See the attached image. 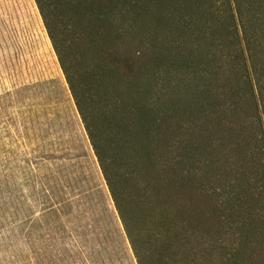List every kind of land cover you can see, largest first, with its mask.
<instances>
[{"label":"trees","instance_id":"1","mask_svg":"<svg viewBox=\"0 0 264 264\" xmlns=\"http://www.w3.org/2000/svg\"><path fill=\"white\" fill-rule=\"evenodd\" d=\"M34 1L136 264H264V0ZM199 112L246 143L220 188Z\"/></svg>","mask_w":264,"mask_h":264},{"label":"rangeland","instance_id":"2","mask_svg":"<svg viewBox=\"0 0 264 264\" xmlns=\"http://www.w3.org/2000/svg\"><path fill=\"white\" fill-rule=\"evenodd\" d=\"M216 116L183 113L182 142L198 143L220 188L246 143ZM0 264H136L34 0H0Z\"/></svg>","mask_w":264,"mask_h":264}]
</instances>
